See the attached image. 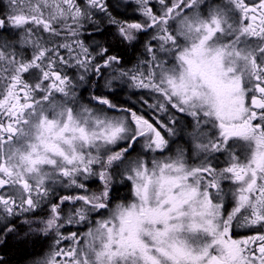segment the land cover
Here are the masks:
<instances>
[{"label":"snow or ice","instance_id":"1","mask_svg":"<svg viewBox=\"0 0 264 264\" xmlns=\"http://www.w3.org/2000/svg\"><path fill=\"white\" fill-rule=\"evenodd\" d=\"M5 7L0 246L24 229L47 246L31 264H264V0Z\"/></svg>","mask_w":264,"mask_h":264},{"label":"trees","instance_id":"2","mask_svg":"<svg viewBox=\"0 0 264 264\" xmlns=\"http://www.w3.org/2000/svg\"><path fill=\"white\" fill-rule=\"evenodd\" d=\"M120 11L122 15H119L118 18L121 20L130 19L133 16V12L129 10L128 6H125L124 3H121ZM113 15H117L116 12H113ZM101 28H104V34L102 36H96V40L102 41L105 46L109 44L112 45V51L114 54H123L125 59L131 60L132 63H135V57L140 55V49H129L123 45L118 37L115 35L116 29L114 27H107L103 21H101ZM91 29V28H90ZM93 30V29H91ZM142 48V46H141ZM130 94L125 93L123 98H127ZM134 99V98H133ZM117 102H122L117 101ZM183 117V116H182ZM184 125H187L185 118L180 120ZM189 131V129H187ZM184 139H181L177 145L179 147H184ZM176 145V146H177ZM95 186V185H94ZM93 187V186H92ZM127 194V189L121 191L120 195L124 196ZM24 229H21V235L19 237L9 238L7 243L3 246H0L1 253L5 256L7 264H26L33 259L37 258L42 252L47 251L46 243L35 237L23 238Z\"/></svg>","mask_w":264,"mask_h":264},{"label":"flooded vegetation","instance_id":"3","mask_svg":"<svg viewBox=\"0 0 264 264\" xmlns=\"http://www.w3.org/2000/svg\"><path fill=\"white\" fill-rule=\"evenodd\" d=\"M6 4H7V0H0V15H2L5 11H6ZM124 5L125 6H127V4H125L124 3ZM129 8V10H131V12H133L134 11V8L133 7H128ZM133 17V16H132ZM89 31H92L90 28L88 29ZM183 115H180L179 117H178V119L179 120H181L182 118H185V119H188L187 117H185V116H183ZM187 147H189V145L187 146ZM223 159V158H222ZM93 190V189H92ZM95 190H97V189H94V191ZM61 195H64V194H73V193H71V191H69V192H62V193H60ZM0 255H3L2 253H1V251H0ZM5 257V256H4Z\"/></svg>","mask_w":264,"mask_h":264},{"label":"rangeland","instance_id":"4","mask_svg":"<svg viewBox=\"0 0 264 264\" xmlns=\"http://www.w3.org/2000/svg\"><path fill=\"white\" fill-rule=\"evenodd\" d=\"M122 4H123V2H122ZM133 8H134V6H133ZM186 121H187V123H188V119H186ZM190 130H191V129H189V131H190ZM187 131H188V130H187ZM180 135H183V133L181 132ZM183 139H184V142H185V141L187 140V137H184ZM180 141H181V138L177 137L176 142H175V144L173 145V147H174V148L179 147V146L177 145V143H179ZM184 144H185V146H184L183 148L187 149V148H188V147H187L188 144H187L186 142H185ZM176 145H177V146H176ZM221 160H223V159L221 158ZM92 189H93V191H94V189H97V186H94V185H93ZM73 230H75V229H73ZM31 262H32V261H30V262H28V263H26V264H31Z\"/></svg>","mask_w":264,"mask_h":264}]
</instances>
